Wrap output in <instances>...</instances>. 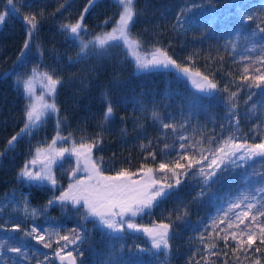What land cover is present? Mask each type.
I'll use <instances>...</instances> for the list:
<instances>
[{
    "label": "trees",
    "instance_id": "obj_1",
    "mask_svg": "<svg viewBox=\"0 0 264 264\" xmlns=\"http://www.w3.org/2000/svg\"><path fill=\"white\" fill-rule=\"evenodd\" d=\"M30 2L31 9L26 6L20 8L17 4L19 12L8 14L0 23V153H4L0 155V201L6 193L15 192L18 201L22 200V194H27L31 206L40 208L52 195L50 186L37 187L17 180V173L25 161L31 159L30 150L34 151L37 146L46 148L56 135L58 129L54 114L32 136L25 135L20 139L14 150H5L8 138L23 126L25 99L21 84L30 76L34 67H38V71H51L62 78L63 83L58 86L55 96L59 116L63 120L59 129L61 135L67 136L71 133L77 141L82 136L90 138L100 134L102 137V144L98 150L94 149L93 155L106 161L104 167L109 171L105 175H114L115 170L120 168L136 173L142 165L158 168L160 162H171L176 157V152H171L166 157L159 153L166 151L165 145L179 148L177 141L180 135L198 140L202 138L201 132L206 135L219 134V125L224 124V136L227 137L233 132V128L229 126L230 121L226 118L227 109L223 101L228 93L223 91L225 87H228L229 92H237V97L232 102L236 103L239 113L238 135L249 137V142L256 136H264V127L260 124L264 120V93L249 100L250 93L247 88L238 90L239 76L247 63L242 58L255 57L258 53L246 51L249 44L244 35H236L240 14L258 12L260 0H134L136 16L130 27V34L132 38L140 41L138 52L147 55L154 47H164L180 65V68L149 70L143 73L136 71L134 59L122 42L108 48L104 57L93 55L80 63L70 65L68 56H75L78 48L72 41H66V34L60 31V25L74 22L83 10L86 0H71L70 7L60 12H56V9L65 0ZM188 5H195L187 15L197 24L215 15L213 27H193L187 30L174 27L176 13ZM32 10H43L44 14L31 36V46L18 61L17 56L28 38L27 25L22 17ZM121 10V6L113 0H98L85 17L87 34L82 33L83 38L92 39L111 32ZM0 11H7V0H0ZM108 18L111 21L105 26L103 22ZM253 28L254 24L250 23L243 29V33L247 34ZM226 41L228 51L224 50ZM41 51L43 55H40ZM220 56L224 59L217 63ZM184 67H188L193 73L199 71L202 76H208L220 89L215 97H201L200 107L194 114H190L185 107L186 99L196 90L180 73L179 69ZM34 88L36 96L44 91L43 82L39 78L34 82ZM105 97L112 102L114 108V118L106 123L103 120ZM252 105H256L255 114L248 112ZM153 110L161 116H170V119L163 122L172 123L177 128L175 135L171 130H160L158 123L153 121ZM121 117L125 118L123 123ZM181 125L188 130L181 129ZM254 125L259 129L255 133L252 132ZM86 142H91V139ZM71 146V141L56 145L69 148ZM215 146L207 142L203 144L205 148ZM150 152L158 153L155 160L145 159ZM73 162L65 160L63 167L53 168L58 185L62 186L60 190L67 188L70 182L65 172L71 171ZM253 173H264V163L254 160L243 168L230 167L222 178L204 189L206 194L199 199L193 198L202 190L200 177L189 176L169 198L150 212L137 217L134 222L142 227L175 221L167 256L164 252L153 255L151 252L136 253L130 250L134 244L150 248V241L141 233L133 231L126 232L124 240L115 241L113 247V241L96 229L92 222L85 225L89 230L87 238L78 245V249L73 251V246H69L67 250L73 251L76 264H102V261L109 260L110 253H114L111 255L113 264H196V261L203 259L194 255L203 247L200 237L203 236L207 243L210 237H215L217 231L227 227V222L221 223V209L239 191L256 186L258 177L253 176ZM157 178L162 179L160 174H157ZM56 194L59 195V191ZM13 207L12 203L6 204L0 222L7 220L9 216L13 218V222H21V213L13 212ZM184 212L187 215L176 221V217ZM48 217H55V222L48 221ZM213 221L216 225H213ZM78 222V213L71 208L62 211L59 207L50 209L46 215L36 219V223L47 227L50 234L55 228L60 235L67 234ZM5 235L11 233H0V237ZM20 236L17 233L16 239H20ZM56 239V235H52L53 247L44 249L41 245V251L35 254L41 261H44V255L47 254L50 259L46 264H58L53 256L60 247L56 244ZM28 243L32 247L36 246L35 241ZM121 244L125 247L121 248ZM218 246L229 253L227 264H236L235 257L231 255L230 249L224 248L223 241ZM241 259L242 264H250L243 257ZM0 264H12V261H0ZM31 264H35V259ZM208 264H225V257H212Z\"/></svg>",
    "mask_w": 264,
    "mask_h": 264
},
{
    "label": "snow or ice",
    "instance_id": "obj_2",
    "mask_svg": "<svg viewBox=\"0 0 264 264\" xmlns=\"http://www.w3.org/2000/svg\"><path fill=\"white\" fill-rule=\"evenodd\" d=\"M97 2L98 0H86L83 10L79 12L74 22L60 25V31L66 34V41H72L78 48L75 56H68L70 65L80 63L93 55L104 57L107 55L108 48L122 42L126 49L134 55L137 72L168 70L171 66L180 68V65L164 47H154V50L145 56L137 54L136 50L141 46L140 41L132 38L130 34V27L136 16L134 0H113L121 6L122 10L112 31L97 35L92 39H84L81 34H87L84 24L85 17ZM17 4L20 8L26 6L31 9L30 0L27 2L26 0H7V11H0V23L8 14L19 12ZM70 5L71 0H65L56 12ZM193 7L195 5H188L177 12L173 26L181 30L193 27L211 29L216 19L215 15L197 24L187 15L191 13ZM43 14V10L40 12L32 10L22 17L27 25L28 38L25 39L20 55L17 56L18 61L31 46V36L37 29L39 19ZM110 21L111 18H108L103 24L106 26ZM237 23L239 27L236 35L243 34L249 44L246 51L258 53L255 57L244 56L242 58L247 63L239 76L238 90L247 88L250 93L248 99L252 100L253 96L264 93V0H260L258 12H242ZM250 23L254 24V28L244 34L243 29ZM201 34L203 35L204 32L202 31ZM224 50L228 51L227 41L224 44ZM40 55H43L42 51ZM223 59V56L218 57L217 63H221ZM181 72L184 77L191 80L196 89L193 95L185 101L188 112L194 114L200 107L201 97H215L220 89L217 83L206 75L202 76L199 71L193 73L188 67H184ZM38 78L43 82L44 91L36 96L34 82ZM62 83L60 76L54 75L51 71H38V67H34L30 76L21 84L22 95L25 99L22 112L24 122L20 130L8 138L5 150H14L15 144L20 139L25 135L32 136L44 121L54 114L58 129L56 135L46 148L37 146L34 151L30 150L31 159L26 160L17 173V180L37 187L50 186L52 195L43 206L35 208L31 206L27 194H22L20 201L17 200L15 192L5 194L3 200L0 201V218L3 217L6 204L12 203L14 205L12 211L21 213V222H13L11 216L0 222V233H11V235L0 237V261L11 260L12 264H31V261L35 259V264H46L50 259L47 254L44 255V261L38 259L35 254L41 251V245L44 249H51L53 247L52 234H55L57 237L55 242L60 247L53 253L54 258H58L60 264H76L73 251L77 250L78 245L87 238L86 234L89 230L85 225L88 222H92L96 229L113 241V247L115 241L124 240L126 232L133 231L145 234L150 240L151 247L143 248L140 244H134L130 250L136 253L151 252L153 255L164 252L167 256L172 228L176 226L175 221L142 227L134 222L137 217L150 212L163 200L169 198L189 176L200 177L202 190L193 198L199 199L206 194L204 189L218 178H222L230 167L243 168L248 162L254 160L264 163V136H256L252 142H249V137L238 135L239 113L236 103L232 102L237 97V92H229L228 87H225L223 91L228 93L223 101L227 109L226 118L230 121L229 126L233 128V132L227 137L224 136V124L219 125V134L206 135L201 132L202 138L198 140H191L185 135H180L177 141L179 148L174 145H165L166 151L162 150L159 153L166 157L171 152H176L177 155L171 162H160L158 168L142 165L136 173L120 168L115 170L114 175H105V172L109 171L104 167L106 161L102 157L97 158L93 155L94 149L98 150L102 144L100 134L90 138L82 136L77 141L71 133L67 136L60 133L59 129L63 120L59 116L55 96L58 86ZM255 110L256 105H252L248 112L255 114ZM113 118L112 102L105 97L103 120L106 123ZM152 118L158 123L162 132L171 130L174 135L177 133L178 130L172 123L163 122L165 119H170V116H161L153 110ZM124 119L121 117L122 123ZM185 123L187 124L188 121ZM260 124L264 127V120L260 121ZM180 128L184 131L188 130L184 125ZM258 130L254 125L252 132L255 133ZM87 139H91V142H86ZM70 141L72 144L70 148L56 147L58 143L67 144ZM205 142L216 146L205 148L203 147ZM149 143L151 144V141ZM3 154L0 153V155ZM157 155L158 153L150 152L145 159L155 160ZM65 160L74 162L71 165V171L65 172L70 182L67 188L60 190L62 186L58 185L53 168L63 167ZM157 174H160L162 179L157 178ZM252 175L258 177L255 181L256 186L246 191H239L233 199L228 201L227 206L221 209L223 213L221 223L227 222V227L217 231L215 237H210L207 243L204 242L203 236L200 237L203 247L194 255L201 256L203 259L196 261V264H208L212 257L219 259L221 255L225 257V264H227L229 253L219 248L220 241H223L225 249H230L236 264H242V257L250 264H262V259H264V173H253ZM57 191L59 195L56 194ZM56 207L62 211L71 208L79 215V222L69 229L67 234L60 235L55 228L50 234L47 227L36 223L39 216L46 215L50 209ZM186 215L187 212H184L181 216H177L176 221ZM55 219V217H48V221L53 223ZM213 225H216L215 221ZM17 233L21 234L20 239H16ZM28 241H35L36 246L32 247ZM69 246H73V251L67 250ZM123 247L125 245L121 244V248ZM78 254L83 255L82 252ZM112 254L114 253H110L109 260L102 261V264H113Z\"/></svg>",
    "mask_w": 264,
    "mask_h": 264
},
{
    "label": "rangeland",
    "instance_id": "obj_3",
    "mask_svg": "<svg viewBox=\"0 0 264 264\" xmlns=\"http://www.w3.org/2000/svg\"><path fill=\"white\" fill-rule=\"evenodd\" d=\"M137 51V54L138 55H140V56H145V55H142V54H140L139 52H138V50H136ZM129 53H130V55L132 56V58L135 60V57H134V55L132 54V52H130V51H128ZM174 66H171L170 68H173ZM180 70V73L182 74V72H181V69H179ZM183 75V74H182ZM188 79V78H187ZM188 82H189V84H190V86L193 88V89H195V86L192 84V82H191V80L190 79H188ZM196 90V89H195ZM135 178H139V177H135ZM51 233H52V231H51ZM142 235H144L146 238H147V236L145 235V234H143V233H141ZM53 236H55V234H52ZM148 239V238H147ZM148 241H150L149 239H148ZM149 247H151V244H150V246Z\"/></svg>",
    "mask_w": 264,
    "mask_h": 264
},
{
    "label": "water",
    "instance_id": "obj_4",
    "mask_svg": "<svg viewBox=\"0 0 264 264\" xmlns=\"http://www.w3.org/2000/svg\"><path fill=\"white\" fill-rule=\"evenodd\" d=\"M145 253H147V252H145ZM74 255V254H73ZM55 259V261L58 263V264H60V261H59V259L58 258H54Z\"/></svg>",
    "mask_w": 264,
    "mask_h": 264
}]
</instances>
